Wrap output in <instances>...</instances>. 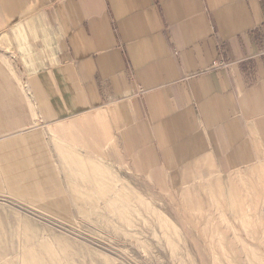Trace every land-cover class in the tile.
<instances>
[{
	"label": "crops",
	"instance_id": "1",
	"mask_svg": "<svg viewBox=\"0 0 264 264\" xmlns=\"http://www.w3.org/2000/svg\"><path fill=\"white\" fill-rule=\"evenodd\" d=\"M105 106L147 171L252 173L264 0H0V166L37 114L56 123ZM14 249L0 230V264H17Z\"/></svg>",
	"mask_w": 264,
	"mask_h": 264
},
{
	"label": "rangeland",
	"instance_id": "2",
	"mask_svg": "<svg viewBox=\"0 0 264 264\" xmlns=\"http://www.w3.org/2000/svg\"><path fill=\"white\" fill-rule=\"evenodd\" d=\"M116 113L37 114L12 135L0 230L17 264H264V161L230 177L147 171Z\"/></svg>",
	"mask_w": 264,
	"mask_h": 264
}]
</instances>
